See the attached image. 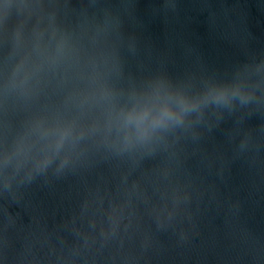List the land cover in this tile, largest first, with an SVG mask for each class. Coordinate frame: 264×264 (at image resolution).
Returning a JSON list of instances; mask_svg holds the SVG:
<instances>
[{
	"label": "water",
	"instance_id": "obj_1",
	"mask_svg": "<svg viewBox=\"0 0 264 264\" xmlns=\"http://www.w3.org/2000/svg\"><path fill=\"white\" fill-rule=\"evenodd\" d=\"M116 13L124 78H230L264 63V0H56ZM4 117L0 115V131ZM0 190V264H264V97L151 154L90 149Z\"/></svg>",
	"mask_w": 264,
	"mask_h": 264
},
{
	"label": "clouds",
	"instance_id": "obj_2",
	"mask_svg": "<svg viewBox=\"0 0 264 264\" xmlns=\"http://www.w3.org/2000/svg\"><path fill=\"white\" fill-rule=\"evenodd\" d=\"M116 13L64 18L56 0H0V190L90 149L151 154L211 112L264 97V63L230 78H124Z\"/></svg>",
	"mask_w": 264,
	"mask_h": 264
}]
</instances>
